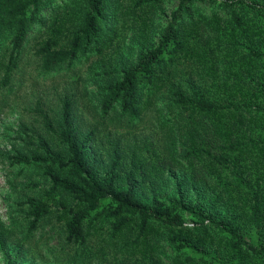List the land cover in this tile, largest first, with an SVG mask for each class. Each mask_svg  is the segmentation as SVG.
<instances>
[{"label": "trees", "instance_id": "16d2710c", "mask_svg": "<svg viewBox=\"0 0 264 264\" xmlns=\"http://www.w3.org/2000/svg\"><path fill=\"white\" fill-rule=\"evenodd\" d=\"M47 1L0 0V36L7 34L11 46L0 87L9 84L13 55ZM163 2L59 0L55 27L37 45L43 67L102 53L116 15L144 11L135 16L146 28L147 15ZM122 70L100 88L101 110L135 120L146 101L166 96L159 128H167L171 163L183 162L189 173L188 193L163 198L158 188L164 181H158L143 200L135 171L144 162L134 154L125 175L114 171V160L99 177L87 154L91 134L76 132L71 101L63 102L59 131L36 105L65 156H8L16 164L49 166L48 199L25 201L30 230L55 213L66 243L112 242L116 264H264V0H178L156 46L141 49L135 64Z\"/></svg>", "mask_w": 264, "mask_h": 264}, {"label": "rangeland", "instance_id": "374dc122", "mask_svg": "<svg viewBox=\"0 0 264 264\" xmlns=\"http://www.w3.org/2000/svg\"><path fill=\"white\" fill-rule=\"evenodd\" d=\"M58 4L59 0H48L44 4L39 23L30 26L17 56L13 55L16 67L11 70L9 84L0 87V264H116L120 261L112 242L88 238L84 244L66 243L63 223L56 220L55 213L42 218L30 230L25 201L30 197L48 199L46 191L50 182L44 170L49 166L16 164L8 156H44L46 153L65 156L59 138L44 128L36 105L59 131L63 102L71 101L76 132L91 134L87 154L99 177L104 176L114 160L117 161L114 171L125 175L131 167L130 156L134 154L137 160L144 162V167L137 164L135 171L137 195L143 200L149 199L152 184L157 186L158 181H164L160 189L157 186L163 198L172 193L179 196L180 192L188 193L183 184L189 173L184 170L183 162L171 163L173 155L166 142L167 128H159L160 117L166 112L163 108L166 96L146 101V107L135 120L125 116L119 119L117 114H105L100 108L104 95L100 88L109 78L121 76L122 69L134 65L141 49L156 46L159 30L170 20L178 0H164L161 9L152 10L147 15L146 28L135 16L144 11L136 9L133 15H116L102 53L92 51L86 58L45 69L37 45L55 27L52 22L60 13ZM197 6L206 7L200 3ZM65 34L57 35L63 45L67 43ZM10 48L9 36L3 34L0 36V80L11 59ZM113 69L118 72L106 74ZM190 72L189 68L183 69V77H188ZM163 159L168 162L166 166L172 168L170 172L162 164ZM152 166L159 171L151 169ZM186 221L190 222L188 215Z\"/></svg>", "mask_w": 264, "mask_h": 264}]
</instances>
